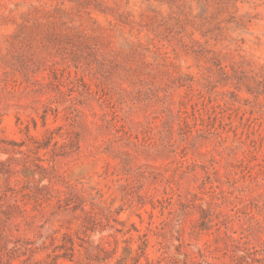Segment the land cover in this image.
<instances>
[{
	"label": "rangeland",
	"instance_id": "1",
	"mask_svg": "<svg viewBox=\"0 0 264 264\" xmlns=\"http://www.w3.org/2000/svg\"><path fill=\"white\" fill-rule=\"evenodd\" d=\"M0 264H264V0H0Z\"/></svg>",
	"mask_w": 264,
	"mask_h": 264
}]
</instances>
